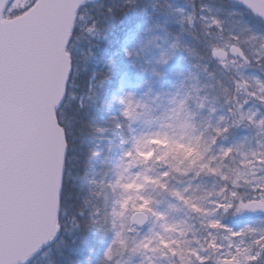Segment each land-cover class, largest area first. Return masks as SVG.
Here are the masks:
<instances>
[{"label": "snow or ice", "instance_id": "obj_1", "mask_svg": "<svg viewBox=\"0 0 264 264\" xmlns=\"http://www.w3.org/2000/svg\"><path fill=\"white\" fill-rule=\"evenodd\" d=\"M235 3L264 25V0ZM247 35L197 0H0V264H35L69 218L95 264H264V30Z\"/></svg>", "mask_w": 264, "mask_h": 264}, {"label": "trees", "instance_id": "obj_2", "mask_svg": "<svg viewBox=\"0 0 264 264\" xmlns=\"http://www.w3.org/2000/svg\"><path fill=\"white\" fill-rule=\"evenodd\" d=\"M142 3L143 0H140ZM163 2V0H161ZM171 2L179 6L181 4L182 7L188 8L190 5L191 0H171ZM202 3V0H197V4ZM86 27V26H85ZM200 26L197 24V28ZM82 36V40L79 44V50L81 53L80 59L83 63L85 60H89L88 57V51L91 44H95V40H93L87 32H83L80 34ZM189 40H191V37H188ZM93 51L95 49L93 48ZM186 68L187 65H184ZM87 77H81L80 80L77 81L79 87V92H86L84 81ZM100 134H97L99 136ZM105 147V142L98 138H89L88 142L83 145V148L79 146V142H77V151L75 155L77 156V168L75 175L80 177L81 179L77 180L76 183L83 184L85 187L88 186L89 181H91L94 178V175L99 172V168H93L91 166H86V157L88 153V149L91 148L95 151L103 153ZM97 160L99 158H96ZM95 163V161H93ZM66 195L69 196L70 203L75 200V189L71 187V183L66 188ZM71 210V209H70ZM69 225H68V232L65 234L64 242L58 243L57 245H54L56 253L53 250L50 251V253L53 256L52 263L47 261L43 264H95L96 258L99 255L100 252V245L97 244L95 246V249L93 250L94 240L95 237L91 235H86L82 232L76 231L73 229L71 219L69 218ZM74 240V242H73ZM63 251L64 254L61 256L57 253ZM89 255H91L92 259L91 261L88 260Z\"/></svg>", "mask_w": 264, "mask_h": 264}, {"label": "rangeland", "instance_id": "obj_3", "mask_svg": "<svg viewBox=\"0 0 264 264\" xmlns=\"http://www.w3.org/2000/svg\"><path fill=\"white\" fill-rule=\"evenodd\" d=\"M202 3L211 7L213 10V13L225 21V27L226 28L232 29L236 32H240L241 33V39L244 41L248 40L247 28L249 26H254L259 30H264V25L259 24L253 18L245 16V19L247 21H242L239 19L238 16L230 15L229 13L232 12L233 10H238V8L235 6H229V4H226V3L223 4L219 0H209V1L204 0V1H202ZM179 6L182 7L181 5H179ZM255 219H257V218H250L249 222H252V220H255ZM68 225H69V222H68ZM52 253L53 254L56 253L55 248H54V252H52ZM57 256H58V253H57ZM51 257H52V254L50 252H44L42 255H40L38 257V259L35 261V264H43V263H46L47 261L50 262L53 259V257L52 258Z\"/></svg>", "mask_w": 264, "mask_h": 264}, {"label": "water", "instance_id": "obj_4", "mask_svg": "<svg viewBox=\"0 0 264 264\" xmlns=\"http://www.w3.org/2000/svg\"><path fill=\"white\" fill-rule=\"evenodd\" d=\"M229 2H234L235 3V0H228ZM38 254V253H37Z\"/></svg>", "mask_w": 264, "mask_h": 264}]
</instances>
